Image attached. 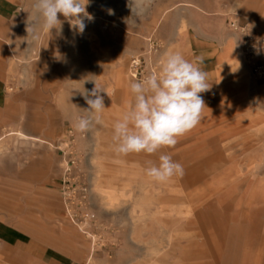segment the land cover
I'll use <instances>...</instances> for the list:
<instances>
[{
  "label": "rangeland",
  "instance_id": "1",
  "mask_svg": "<svg viewBox=\"0 0 264 264\" xmlns=\"http://www.w3.org/2000/svg\"><path fill=\"white\" fill-rule=\"evenodd\" d=\"M198 2L152 0L146 14L127 21V0H89L93 19L84 18L82 33L61 15V26L37 40L26 32L33 4L20 7L0 111V154L19 159L20 207L3 217L35 244L61 250L68 264H237L245 242L262 253L264 240L252 238L250 219L264 208V100L245 95L247 109L237 113L234 99L228 111L204 100L201 122L174 147L127 156L113 151V125L134 102L130 83L158 71L166 52L193 61L181 36L193 24L189 11L203 12ZM205 12L213 32L227 35L225 76L217 66L211 70L216 92L221 77L229 95L237 82L264 83L245 64L228 17L221 26L215 21L226 12L264 34V0H224ZM95 83L104 90L105 109L99 123L79 132L76 118L86 115L84 94ZM161 154L181 163L184 174L165 183L149 178L145 170ZM256 218L264 238V215Z\"/></svg>",
  "mask_w": 264,
  "mask_h": 264
},
{
  "label": "clouds",
  "instance_id": "2",
  "mask_svg": "<svg viewBox=\"0 0 264 264\" xmlns=\"http://www.w3.org/2000/svg\"><path fill=\"white\" fill-rule=\"evenodd\" d=\"M88 4L89 0H34L26 22L27 37L37 40L41 31L57 29L62 23L61 15L82 33L86 27L84 18L93 19L86 11ZM151 4L152 0H127L131 12L127 21L146 14ZM108 14L114 15V10L108 9ZM159 64L158 71L129 85L134 102L113 125V151L118 156L155 154L162 148L174 147L178 138L193 130L203 118L205 101L200 94L210 89L207 72L200 67L203 56L189 61L180 52L169 51ZM103 91L95 83V88L84 94L88 108L83 109L86 115L76 118L77 131L87 132L99 123L105 109ZM145 171L153 181L165 183L182 176L184 167L170 155L161 154L159 163H150Z\"/></svg>",
  "mask_w": 264,
  "mask_h": 264
},
{
  "label": "crops",
  "instance_id": "3",
  "mask_svg": "<svg viewBox=\"0 0 264 264\" xmlns=\"http://www.w3.org/2000/svg\"><path fill=\"white\" fill-rule=\"evenodd\" d=\"M216 3H212V0H202L194 5H202L203 12H198L194 9L189 11L193 24L189 26V29L182 34V40L184 44L189 45L192 52L193 61L197 56H203V64L200 67L207 72V80L210 85V89L204 92V100L210 103L219 102L222 109L228 111L229 101L235 102L236 113L244 111L245 99L251 95L252 101L264 100V94L261 95L260 88L264 87V83H259L255 79H249L248 83L245 82L236 83L235 95L228 94L227 86L228 79L221 77L219 82V92H216V84L213 82L211 76V70L216 66L220 68L221 72L228 69V63L224 58V52L222 45L227 41V35L225 31L220 30L219 34L213 32L212 25L213 19L211 15H206V10L211 6L217 5L221 7L224 0H215ZM34 0H0V111L7 102V96L5 95V77L6 68L8 64L7 55L9 53L10 45H14L15 32L18 31V23L20 21V7L24 5L33 4ZM222 16L227 17L226 12H220L215 17V21L222 24ZM218 44V45H217ZM217 46L219 51L217 52ZM262 57H264V51H262ZM244 59V58H243ZM245 64L248 66L247 61L244 59ZM218 63V64H217ZM226 72H222L221 75L225 76ZM226 87V88H225ZM249 94V95H248ZM246 95V98H245ZM248 95V96H247ZM254 107V105H252ZM233 108V107H232ZM15 133L21 137H29L21 131H10L9 134ZM30 138L40 140L38 137L30 136ZM0 139L2 137L0 136ZM20 180V165L19 159L14 153L4 156L0 154V264H68V257L62 251L52 249L49 247H43V245H37L29 238L25 236V233L14 223L8 222L3 215L14 214L19 212V194L14 190V185H17ZM258 215H264V208L258 209L251 216L250 221L254 224V227L250 232L253 239L264 240L258 235L256 229V223L259 221L256 217ZM255 244V243H254ZM264 243L261 244V246ZM253 244L245 242L242 247L241 258L237 264H264V248L262 253L257 254L251 252ZM91 255L87 259V263L90 262Z\"/></svg>",
  "mask_w": 264,
  "mask_h": 264
},
{
  "label": "built area",
  "instance_id": "4",
  "mask_svg": "<svg viewBox=\"0 0 264 264\" xmlns=\"http://www.w3.org/2000/svg\"><path fill=\"white\" fill-rule=\"evenodd\" d=\"M226 24L240 37L242 53L249 64L251 74L264 80V60L260 58L264 51V34L257 33L249 22H242L235 16L228 17ZM133 62L137 63L136 59Z\"/></svg>",
  "mask_w": 264,
  "mask_h": 264
},
{
  "label": "bare ground",
  "instance_id": "5",
  "mask_svg": "<svg viewBox=\"0 0 264 264\" xmlns=\"http://www.w3.org/2000/svg\"><path fill=\"white\" fill-rule=\"evenodd\" d=\"M130 75H131V76H134V75H135V73H134V69H131V70H130Z\"/></svg>",
  "mask_w": 264,
  "mask_h": 264
}]
</instances>
